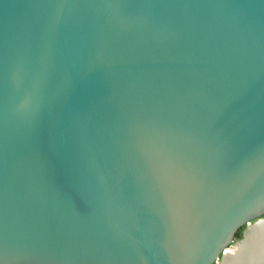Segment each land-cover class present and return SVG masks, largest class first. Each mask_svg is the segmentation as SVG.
Masks as SVG:
<instances>
[{
  "label": "water",
  "instance_id": "water-1",
  "mask_svg": "<svg viewBox=\"0 0 264 264\" xmlns=\"http://www.w3.org/2000/svg\"><path fill=\"white\" fill-rule=\"evenodd\" d=\"M262 220L264 0H0L8 264H221Z\"/></svg>",
  "mask_w": 264,
  "mask_h": 264
},
{
  "label": "bare ground",
  "instance_id": "bare-ground-1",
  "mask_svg": "<svg viewBox=\"0 0 264 264\" xmlns=\"http://www.w3.org/2000/svg\"><path fill=\"white\" fill-rule=\"evenodd\" d=\"M246 239L232 248L221 264H261L264 260V220L253 225Z\"/></svg>",
  "mask_w": 264,
  "mask_h": 264
},
{
  "label": "snow or ice",
  "instance_id": "snow-or-ice-1",
  "mask_svg": "<svg viewBox=\"0 0 264 264\" xmlns=\"http://www.w3.org/2000/svg\"><path fill=\"white\" fill-rule=\"evenodd\" d=\"M48 162L52 165L56 162V157L54 155H50L48 157ZM225 164H228V161H225ZM0 264H8V257L6 252L3 249H0ZM261 264H264V260L261 261Z\"/></svg>",
  "mask_w": 264,
  "mask_h": 264
},
{
  "label": "trees",
  "instance_id": "trees-1",
  "mask_svg": "<svg viewBox=\"0 0 264 264\" xmlns=\"http://www.w3.org/2000/svg\"><path fill=\"white\" fill-rule=\"evenodd\" d=\"M245 228H246V225H245V226H242V227L238 230V232L235 233L237 239H240V238L243 237V234H242V233L244 232ZM236 238H235V239H236Z\"/></svg>",
  "mask_w": 264,
  "mask_h": 264
},
{
  "label": "flooded vegetation",
  "instance_id": "flooded-vegetation-1",
  "mask_svg": "<svg viewBox=\"0 0 264 264\" xmlns=\"http://www.w3.org/2000/svg\"><path fill=\"white\" fill-rule=\"evenodd\" d=\"M238 239L236 238L235 241H237Z\"/></svg>",
  "mask_w": 264,
  "mask_h": 264
}]
</instances>
